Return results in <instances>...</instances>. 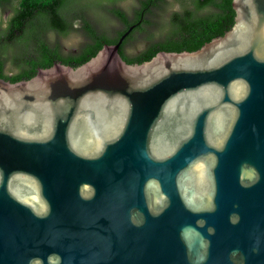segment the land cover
I'll list each match as a JSON object with an SVG mask.
<instances>
[{
    "label": "water",
    "instance_id": "water-1",
    "mask_svg": "<svg viewBox=\"0 0 264 264\" xmlns=\"http://www.w3.org/2000/svg\"><path fill=\"white\" fill-rule=\"evenodd\" d=\"M232 8L192 52L128 64L135 23L0 78V264H264V0Z\"/></svg>",
    "mask_w": 264,
    "mask_h": 264
},
{
    "label": "trees",
    "instance_id": "trees-1",
    "mask_svg": "<svg viewBox=\"0 0 264 264\" xmlns=\"http://www.w3.org/2000/svg\"><path fill=\"white\" fill-rule=\"evenodd\" d=\"M121 0H0V78L12 83L32 78L37 70L58 62L73 68L92 58L104 44L116 43L132 24L138 25L123 40L119 53L128 64H141L160 51H195L220 37L234 23L232 0H138L132 18L115 7ZM97 11L100 28L84 12ZM11 10L4 23L2 13ZM114 18L120 28L107 30ZM141 20V21H140ZM4 25V26H3ZM71 33L83 38L76 52H66L50 35ZM159 37L157 41L153 38ZM147 45L128 55L126 45L137 40ZM10 62L16 69L7 71Z\"/></svg>",
    "mask_w": 264,
    "mask_h": 264
},
{
    "label": "rangeland",
    "instance_id": "rangeland-1",
    "mask_svg": "<svg viewBox=\"0 0 264 264\" xmlns=\"http://www.w3.org/2000/svg\"><path fill=\"white\" fill-rule=\"evenodd\" d=\"M112 6L123 10L129 17L132 18L134 11L138 8V0H121L114 2L113 4H110L107 1H103L101 3L102 8L107 7L109 9ZM84 12L87 16H89L94 26L100 28L99 23L101 22L102 18L99 16V13L97 11H89L88 9H85ZM10 15L11 10L4 11L2 13V19L4 23L8 20ZM111 19L112 21L107 22L105 25L107 30H112L108 33L110 35L114 33V29L120 28L119 23L114 18ZM50 37L51 40L57 41L61 45L62 49L66 52H76L83 41V38L75 33H71L67 36H57L56 34H52ZM5 68L7 71H14L16 69L10 62L6 63Z\"/></svg>",
    "mask_w": 264,
    "mask_h": 264
}]
</instances>
